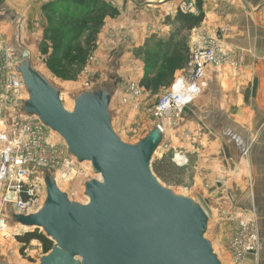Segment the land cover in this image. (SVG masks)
<instances>
[{
	"label": "water",
	"instance_id": "water-1",
	"mask_svg": "<svg viewBox=\"0 0 264 264\" xmlns=\"http://www.w3.org/2000/svg\"><path fill=\"white\" fill-rule=\"evenodd\" d=\"M15 61L27 95L17 116L38 118L79 164L89 162L100 176L84 182L87 202L80 203L43 170L40 208L30 214L6 208L8 225L40 228L52 241L36 264H222L205 237V209L163 186L151 170L163 140L160 123L136 143H126L113 130L112 92L105 80L73 96L68 111L58 88L35 69L25 48Z\"/></svg>",
	"mask_w": 264,
	"mask_h": 264
},
{
	"label": "rangeland",
	"instance_id": "rangeland-1",
	"mask_svg": "<svg viewBox=\"0 0 264 264\" xmlns=\"http://www.w3.org/2000/svg\"><path fill=\"white\" fill-rule=\"evenodd\" d=\"M80 2L81 5H85L84 0ZM183 3H190L194 10L193 16L201 12L197 0L182 1L178 7L181 12H184ZM84 10L82 9V11ZM29 11V13H25L26 20L18 18L13 22L12 19H3L5 23L0 24V48L10 53L12 59L17 58L22 48H25L29 52V58L35 69L39 70L58 88L60 100L68 111L72 110L73 96L81 90L95 87L104 80L109 83L112 92L109 105L112 127L119 138L126 143H136L157 122L165 124L163 140L153 156L151 170L163 186L173 190L176 194L193 198L207 212L202 205V200H199V180H201L199 179V101L197 102L199 96L174 120H166L165 122L154 116V109L162 93L171 85L175 76L186 67L190 54V43L193 40V30L176 29L175 42L167 43L163 46L164 50L160 49L159 52H156L154 49V51L141 54L138 57L141 60V72H135L134 66H131L132 70L125 69L122 71L121 68L126 66H119L121 64L116 62V58L111 57L105 59L103 67L108 66V69L103 71L102 62L94 51L98 46V36L103 26V19L109 14H106L105 11L102 12L101 20L98 21L99 23L96 22V24L98 23L96 27H93L90 22L91 16H87L88 14L73 17L75 14L73 12H69L71 13L69 15H63L48 7L41 10L43 19H38L37 24L36 18L39 16L40 9L37 10L33 7ZM0 13L3 11L0 10ZM33 17L35 18L32 19ZM201 23L195 27L196 29H193L204 30L216 36L224 35L227 31V27L223 26L221 28H226L224 33L220 32L221 28L217 32L211 33L201 27ZM93 29L95 30L94 34L91 33ZM86 41H89V45ZM76 48L83 52L77 53ZM155 54H158L157 57L154 56ZM150 58L156 60V63L151 62ZM130 60L135 61V58ZM174 68L175 70L172 72ZM4 76L5 74H0L1 78ZM131 84L140 90L139 95L128 94L127 86ZM127 95H129V99L124 100L123 97ZM26 96L23 87L19 101L13 102L11 105L8 102L0 105V129L4 128L5 131L10 129L13 116H17ZM0 98H4L1 93ZM50 133L60 145L62 142L64 143L57 133L51 130ZM64 146L66 147L65 143ZM178 155H180L179 158ZM80 165L84 168L82 173H76L68 180L60 181L56 177L55 180L59 189L65 192L70 200L86 203L87 198L83 194L84 182L92 178L100 179V176L93 173L89 162H83ZM51 172L55 175L54 171ZM209 178L212 183L221 186L220 192L222 189L225 190L227 176L210 175ZM4 185L0 184V201L3 198L2 187ZM205 187L207 186L205 185ZM44 199L45 196L42 203ZM204 205L206 206L205 203ZM8 206H5L3 212L5 218L7 217L6 208ZM229 212L238 215L245 213L251 215L248 230L256 226L258 233L255 212L246 211L236 203H228L225 207H220L218 212H207L209 220L205 237L212 243L213 249L222 264H257L259 247L254 253L244 251L245 249L242 247H237L231 251L228 249V241L236 233V226L230 221ZM4 229L0 231V262L14 264H36L39 262V258L44 254L40 241L33 238L27 244H23L17 240V236L35 230L44 235L40 228L8 225L7 223V228ZM258 243H260L259 233ZM237 255L240 258L243 255V258L239 259V263L234 261Z\"/></svg>",
	"mask_w": 264,
	"mask_h": 264
},
{
	"label": "crops",
	"instance_id": "crops-1",
	"mask_svg": "<svg viewBox=\"0 0 264 264\" xmlns=\"http://www.w3.org/2000/svg\"><path fill=\"white\" fill-rule=\"evenodd\" d=\"M80 1L0 0V24L5 23L3 19L26 20L33 7L40 9L37 24L38 19H43L44 8L51 7L63 15L85 7L91 9V5L86 6L89 0H84L85 5ZM182 1L95 0L101 13L109 14L103 19L94 51L102 62L101 68L111 57L119 66H126L122 71L134 66L135 72H141V54L154 49L159 52L167 43L175 42V16ZM197 3L203 14L200 26L211 33L226 26L223 41L239 60L235 67L224 64L205 70L206 86L197 98L199 200L207 212H218L228 203L255 212L260 239L257 264H264V0ZM103 68L105 71L108 66ZM210 175L227 176L225 190L220 192L221 186L212 183Z\"/></svg>",
	"mask_w": 264,
	"mask_h": 264
},
{
	"label": "built area",
	"instance_id": "built-area-1",
	"mask_svg": "<svg viewBox=\"0 0 264 264\" xmlns=\"http://www.w3.org/2000/svg\"><path fill=\"white\" fill-rule=\"evenodd\" d=\"M185 13L194 14L190 3H183ZM193 11V12H192ZM198 14V13H197ZM195 14V15H197ZM196 29V28H194ZM192 29L193 40L190 43L189 59L184 70L180 71L174 81L162 93L154 109V116L159 120H174L199 96L206 86L205 70L209 66L239 64L225 45L222 34L216 36L206 31ZM226 28H221L224 33ZM15 59L0 48V105L19 101L23 84L14 71ZM129 95H139L140 90L134 85H128ZM129 95L123 99H129ZM13 122L8 131L0 129V184L3 188V198L0 201V231L7 228L3 214L6 205H11L18 213L30 214L37 211L45 196V186L40 178V172L49 170L55 172L56 179L68 180L76 173H82L84 168L70 156L64 143L51 135L36 117L18 118L13 116ZM165 127V124H162ZM10 198V199H9ZM232 212V211H231ZM230 221L236 226L234 237L228 241V249L242 247L249 253L258 250V233L256 226L248 230L251 215L228 213ZM229 251V252H230ZM240 255V254H239ZM234 258L235 263L243 255ZM255 264V263H249Z\"/></svg>",
	"mask_w": 264,
	"mask_h": 264
},
{
	"label": "trees",
	"instance_id": "trees-1",
	"mask_svg": "<svg viewBox=\"0 0 264 264\" xmlns=\"http://www.w3.org/2000/svg\"><path fill=\"white\" fill-rule=\"evenodd\" d=\"M89 1L87 2L86 6L91 5L92 6L91 9H87L85 7V8H82V9H85L84 11H82V9H81L80 11H82V12L73 11V13L76 14V17H80L81 15L88 14L87 16H91V19H90L91 24H93V27H96V25L99 23L98 21L101 20V11L102 10H100L101 8L95 6V4H96L95 0H93L92 2H89ZM197 5L200 6L199 3H197ZM73 17H75V16H73ZM202 18H203V14L201 12L199 14H197L196 16H193L191 14L183 13L180 10H178V12L175 16V21L177 23V30H181V29L191 30V29L199 26V24L202 21ZM96 22H98V23L96 24ZM94 31L95 30L93 29V31H91V33L94 34ZM89 41H86L87 45H89ZM76 52L81 53L83 51L76 48ZM157 55L158 54H155L154 56L157 57ZM149 60L151 62H153L154 64L156 63V60H154L152 58H150ZM150 66H152V65L150 64ZM174 70H175V68L172 70V72ZM33 238L40 241V243L42 245L43 253H47L53 245L51 240H49L45 235L39 233L37 230L32 231V232H26L23 235L17 236V240L22 242L23 244H27Z\"/></svg>",
	"mask_w": 264,
	"mask_h": 264
},
{
	"label": "bare ground",
	"instance_id": "bare-ground-1",
	"mask_svg": "<svg viewBox=\"0 0 264 264\" xmlns=\"http://www.w3.org/2000/svg\"><path fill=\"white\" fill-rule=\"evenodd\" d=\"M161 126H162V124H161ZM162 129H163V131H164V130H165V127L162 126ZM179 157H180V155H178V158H179Z\"/></svg>",
	"mask_w": 264,
	"mask_h": 264
}]
</instances>
